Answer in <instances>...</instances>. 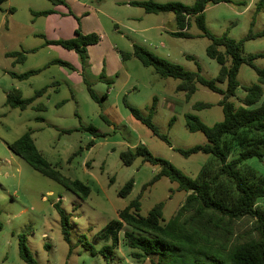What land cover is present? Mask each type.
<instances>
[{
    "label": "rangeland",
    "instance_id": "obj_1",
    "mask_svg": "<svg viewBox=\"0 0 264 264\" xmlns=\"http://www.w3.org/2000/svg\"><path fill=\"white\" fill-rule=\"evenodd\" d=\"M91 1L95 7L100 4V11L88 9L91 15L83 18L81 25L86 28L94 26L106 34L108 40L121 49V60L123 53L131 50L132 40H136L137 44L188 71L200 72L207 79L217 77L220 64L206 51L211 39L202 35L194 18L185 30L191 37L173 35L178 27L172 12L146 15L148 20L142 26L159 23L163 27L142 32L135 24L126 27L104 14L114 13V0H87V3L92 5ZM155 1H180L188 5L194 2ZM54 6L51 0H6L0 5V220L3 223L0 264H27L19 253V235L22 233L26 235L27 245L39 264H171L178 253L133 257V249L125 243L124 232L131 230L126 224L119 231V244L108 259L101 254H91L83 243L88 242L98 249L110 244L111 240L103 237V230L142 192L140 214L146 216L156 203L163 201L166 220L178 212L190 193L178 190L177 183L168 177H162L143 190L144 185L161 170V165L143 161L142 157L126 165L120 157L122 151L146 146L154 156L169 160L195 179L211 178L218 172L221 162L214 155L196 152L185 156L177 148L189 149L207 142L201 131L192 132L187 128L186 114H197L207 125L221 121L224 113L219 101L223 94L197 83V90L187 99L184 91L176 90L178 79L159 76L152 67H146L134 56L123 58V66L119 67L116 58L108 53V44L105 65H110V72L111 67L117 69L118 74L110 75L107 65L103 67V60L99 59L103 57L102 48L88 50L87 46L86 54L81 58L74 49L45 45V39L38 34L43 33L46 19L37 17L34 11ZM133 10L145 14L142 7H133ZM127 11V7H121L118 12L125 14ZM204 15L207 30L213 35L227 33L232 39H243L244 55L264 53V36L248 37L249 33L255 35L264 30V0L209 3ZM97 18L100 28H96L99 24ZM33 48L37 50L30 51ZM11 51L26 52L25 61L13 63L14 58L6 55ZM56 58L69 61V64L48 65ZM254 62L264 68V57H258ZM125 65L129 76L125 73ZM39 68L42 71L28 79L11 75V72L20 74ZM81 68L83 75L78 73ZM77 75L83 80H79ZM238 80L240 87L230 98L236 106L241 104L240 98L245 95L243 87L257 83L258 75L253 67L243 63ZM87 84H91L99 100L90 96ZM48 85L47 92L26 109L6 104L7 93L13 88L20 89L23 97L27 98ZM218 85L223 89L227 87L226 82ZM154 99L156 106L152 120L160 132L168 136L171 145L136 119L126 105L127 102L149 114ZM197 102L212 106L197 110L194 109ZM39 104H44L46 109H37L35 106ZM38 117L43 120H38ZM90 125L103 135L97 136L87 129ZM29 129L33 131L37 147L58 170L90 186L91 193L87 199H80L9 149L8 144ZM68 129L74 131H64ZM242 149L240 144H234L229 159L236 157ZM239 169L243 173L250 174L252 170L264 176V160L248 159ZM131 178L134 179L132 191L126 197L120 196L119 191ZM218 184L230 196H237L235 185L227 176H219ZM59 200L69 215L70 241L64 238L61 217L54 206ZM258 201L264 209V199ZM189 214L186 213L182 219ZM253 221L250 216L234 220L230 244L257 237L258 232L252 229Z\"/></svg>",
    "mask_w": 264,
    "mask_h": 264
},
{
    "label": "trees",
    "instance_id": "obj_2",
    "mask_svg": "<svg viewBox=\"0 0 264 264\" xmlns=\"http://www.w3.org/2000/svg\"><path fill=\"white\" fill-rule=\"evenodd\" d=\"M6 0H0V5ZM54 4H63L65 0H51ZM232 0H194L191 5L180 1L158 2L155 0H135L130 3L144 8L147 13L172 12L175 15L178 31L172 32L178 37H191L185 30L190 26L194 18L197 26L202 30V35L211 39L206 51L209 57L220 64V70L216 78L207 79L200 72L184 69L181 65L160 57L139 44H134L133 51L124 52L123 58L132 56L138 58L146 67H152L161 77H172L179 80L177 91H184L187 99L197 90V83L223 94L219 105L223 108L224 117L213 125L205 124L197 114H186V126L192 131H201L207 139L205 144H197L189 149L177 148L185 156L192 153L204 152L217 157L221 164L218 172L211 178L195 179L185 174L174 166L169 160L154 156L146 146H138L135 149L128 148L121 152L124 164L131 165L138 158L150 162L153 165H161V170L147 182L143 190L162 177H168L177 183L178 190L190 192L184 204L178 212L168 220L164 217L165 202L156 203L146 216L140 214L141 197L143 192L132 200L127 206L118 212V218L113 220L103 230L102 235L110 244L98 249L88 242L83 243L85 249L91 254H101L109 258L119 244L118 233L126 224L131 230L124 232L125 243L133 249L132 256L136 258L150 257L154 255L168 256L170 252H176L171 264H264V209L258 205L260 198L264 199V176H259L254 171L250 174L243 173L239 166L251 158L264 160V68L258 67L254 60L264 57V53L243 54V39L235 40L227 33L215 36L207 30L204 10L209 3L231 2ZM53 12V9L34 11V15L42 16ZM45 38L44 34H40ZM264 36V30L248 37ZM100 36L97 33L84 34L77 29L76 36L70 39L45 40V44H57L67 49H74L81 58H84L87 46L97 43ZM223 48V49H222ZM37 48L30 51H36ZM13 57V63L23 62L26 52L11 51L6 53ZM188 58L194 59L188 55ZM83 61V59H82ZM246 63L253 67L258 75V82L244 86L245 95L240 98V105L236 106L230 98L236 95L240 87L238 73L240 66ZM68 65L67 61L54 59L48 65ZM42 68L29 70L24 73L11 72L13 77L28 79L38 74ZM226 82V89L218 83ZM88 92L94 100H99L91 84H87ZM45 86L36 91L32 97H23L18 88H13L7 93L6 104L19 109H26L35 99L47 92ZM131 114L153 133L161 137L169 145L168 136L161 133L152 120V111L156 106L154 99L149 114H145L139 108L126 102ZM212 104L197 102L194 109L210 107ZM39 110H45L44 104L35 106ZM104 120H110L103 116ZM38 120L43 118L38 117ZM95 135H103L94 126H88ZM71 133L74 129L64 130ZM234 144H240L243 149L239 154L229 159ZM9 149L24 159L31 167L41 174L53 179L66 189L73 192L80 199L90 196L91 188L80 179H72L58 170L37 147L33 138V131L29 129L18 139L8 144ZM77 153V152H76ZM75 153V154H76ZM74 154V155H75ZM227 176L235 185L237 196H230L227 191L218 184V177ZM134 179H129L119 191V195L126 197L133 189ZM61 217L64 238L70 241L69 215L61 206V200L54 203ZM190 212L184 218L183 216ZM250 216L254 219L253 231L258 236L244 242L230 244L233 233L234 220ZM3 223L0 220V230ZM19 253L27 264H39L33 257L24 233L19 235Z\"/></svg>",
    "mask_w": 264,
    "mask_h": 264
},
{
    "label": "crops",
    "instance_id": "obj_3",
    "mask_svg": "<svg viewBox=\"0 0 264 264\" xmlns=\"http://www.w3.org/2000/svg\"><path fill=\"white\" fill-rule=\"evenodd\" d=\"M98 1L101 2L103 0H98ZM131 1H135V0H114V5L116 8L114 13L105 12L104 14L106 16H108L110 19H112L113 21L120 22L122 25H124L126 27L135 24L136 26L139 27V30L142 32L146 31L150 28H162L163 27V25H161L159 23L151 24V25L146 26V27L142 26V24L148 20L149 16H146V15H149L152 13H147L145 11L144 12L145 14H142V12L140 13L139 10H133V7H139V6L132 5L130 3ZM88 3H87V0H72V2L65 0V3H63V4H54L53 3L55 5L54 8H50V9H53V12L48 14V15H42L46 19L45 20V28L43 29V33H39L38 35L40 36V34H44L46 39H48V40H59V39H70V38L75 37L77 29H80L84 34H89V33L99 34L100 33L99 34L100 42L97 44L88 45V50H90L92 47H98L100 49L102 48L103 51H102L101 56H103V57H99V59L103 60V67L106 68V65H107V70H108V72H110L109 71L110 65L109 64L105 65V62L108 61L107 60L108 57L106 58V56H107V46L106 45L108 44V49H109L108 53L112 54L116 58V62L118 63V65H120L119 67L123 66L122 60H124L123 58L121 60V57L119 56L121 49H118L116 47V45H113V43L108 40L107 35L106 34L104 35V33H102V31L95 29L94 26L86 28V27H83V25H81V20L83 18H87L91 15L90 10H88V9H91L92 11H95V12L100 11V7H101L100 4H99V7H95L93 2H92L93 3L92 5H91V3H90V5ZM121 7H127L128 11L125 14L119 13L118 11ZM40 11H42V10H40ZM156 15H161V13L156 14ZM37 17H39V16H37ZM97 20H98V18H97ZM67 21L69 24H67ZM98 23L99 24L97 25L96 28H100V26H101L99 20H98ZM67 25H70V28H67ZM88 26H90V25H88ZM117 26H118V24H117ZM117 30H119V28H117ZM96 31H98L99 33ZM62 37H64V38H62ZM134 44H137L136 40H132V42L129 45L131 50L126 51V52L133 51ZM47 45H57V44H47ZM56 59H60V58H56ZM62 60H64V59H62ZM64 61H66V60H64ZM67 62H69V61H67ZM124 68H125V73L129 76L128 67H126V65H125ZM82 69L83 68L79 69V71H78V73H80V75L81 74L83 75V73H81ZM83 72H85V71H83ZM111 72L109 73L110 75L111 74H118L117 69H114L113 67H111ZM77 76L79 77V80H81V81L83 80V78H81L79 75H77Z\"/></svg>",
    "mask_w": 264,
    "mask_h": 264
}]
</instances>
